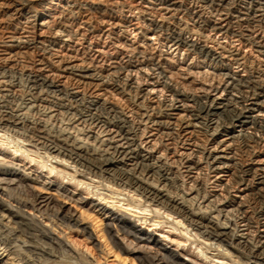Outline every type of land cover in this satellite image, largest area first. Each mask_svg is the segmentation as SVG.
I'll list each match as a JSON object with an SVG mask.
<instances>
[{
	"label": "clouds",
	"instance_id": "clouds-1",
	"mask_svg": "<svg viewBox=\"0 0 264 264\" xmlns=\"http://www.w3.org/2000/svg\"><path fill=\"white\" fill-rule=\"evenodd\" d=\"M0 264H264V0H0Z\"/></svg>",
	"mask_w": 264,
	"mask_h": 264
}]
</instances>
